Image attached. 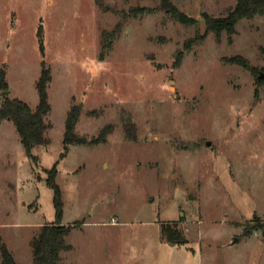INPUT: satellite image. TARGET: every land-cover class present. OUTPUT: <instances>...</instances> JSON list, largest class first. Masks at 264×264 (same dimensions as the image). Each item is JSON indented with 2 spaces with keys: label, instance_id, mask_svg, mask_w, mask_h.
<instances>
[{
  "label": "rangeland",
  "instance_id": "374dc122",
  "mask_svg": "<svg viewBox=\"0 0 264 264\" xmlns=\"http://www.w3.org/2000/svg\"><path fill=\"white\" fill-rule=\"evenodd\" d=\"M172 1L199 23L161 0H0L5 93L36 107L44 60L52 71L48 142L29 155L14 122L0 125V236L20 264L57 220L55 167L62 223L83 220L66 264H264V235L251 231L264 220V14L187 48L204 12L225 16L237 0ZM74 104L77 133L110 124L106 141L65 148Z\"/></svg>",
  "mask_w": 264,
  "mask_h": 264
},
{
  "label": "trees",
  "instance_id": "16d2710c",
  "mask_svg": "<svg viewBox=\"0 0 264 264\" xmlns=\"http://www.w3.org/2000/svg\"><path fill=\"white\" fill-rule=\"evenodd\" d=\"M161 7L168 9L174 18L184 24L193 25L199 23L197 17L182 10L172 0H161ZM154 10L155 8L132 7L129 15L138 16ZM257 14H264V0H237L234 8L225 16H213L208 12H204L203 16L206 21V32L204 34L198 33L194 38L187 41L186 47H191L194 42L205 38V35L210 32H214L218 38H220L224 31H227L231 35L236 32V24L241 19L252 18ZM122 24L123 22L117 24L116 29L113 30L114 35L121 30ZM104 55L105 53L103 52L102 56ZM183 57L184 50L181 49L177 53L176 65L182 62ZM240 58L245 57L241 55L233 57L234 61L242 63ZM258 78L259 83H263V81L261 82L260 80L262 79L260 75ZM51 80V67L48 66L47 62L44 60L42 72L37 81L39 102L36 107H33L29 102L20 97L11 96L10 93H4L2 97V102L0 104V125L5 119H10L14 122L20 134L21 141L29 155H32V149L35 144L48 142L49 140L46 133L52 127V123L47 120L52 109L48 94V86ZM5 88H9L7 70L4 65H0V89L3 90ZM82 109L83 107L81 104H74L68 112L64 132V144L66 149L69 148L70 144L104 142L107 140V134L111 131L109 124L101 130L100 136L98 137L88 139L85 136L79 135L76 131V127L82 114ZM129 122L128 124H131L130 127H132V123ZM34 157L36 158V156ZM57 172L56 167L49 171V183L55 188L56 193L55 203L57 208V220L53 223L43 224L39 234L32 239L33 264H66L63 261L62 251L69 250L73 247V245L67 241V235L80 222L83 223V220H77V222L72 224L62 223L64 202L62 200V190L60 185L56 182ZM165 229L166 227H163V231H165ZM254 229L262 230L264 235V220L257 219V223L251 226V231ZM173 235L171 238L174 239L178 234L173 233ZM0 243L3 264H20L16 261L7 245L2 242L1 236Z\"/></svg>",
  "mask_w": 264,
  "mask_h": 264
},
{
  "label": "water",
  "instance_id": "95a60500",
  "mask_svg": "<svg viewBox=\"0 0 264 264\" xmlns=\"http://www.w3.org/2000/svg\"><path fill=\"white\" fill-rule=\"evenodd\" d=\"M248 66L250 67V65H248ZM260 77H261V78L264 77V73H263V72L260 74ZM9 90H10L9 88H7V89H5V90H2V93L8 92ZM191 146L194 147V142L191 143Z\"/></svg>",
  "mask_w": 264,
  "mask_h": 264
},
{
  "label": "crops",
  "instance_id": "0c3cea01",
  "mask_svg": "<svg viewBox=\"0 0 264 264\" xmlns=\"http://www.w3.org/2000/svg\"><path fill=\"white\" fill-rule=\"evenodd\" d=\"M75 220H76V219H75ZM62 221H63V220H62ZM63 223H64V222H63ZM65 224H67V223H65ZM76 230H77L76 227L72 229V231H76ZM72 231H71V232H72ZM71 232H70V233H71ZM70 233H69V234H70ZM69 234H68V235H69ZM68 235H67V236H68ZM71 244H72V243H71ZM72 245H73V244H72ZM73 247H74V245H73ZM73 247H72V249H73ZM69 250H70V249H69ZM62 252H63V251H62Z\"/></svg>",
  "mask_w": 264,
  "mask_h": 264
},
{
  "label": "built area",
  "instance_id": "2783aa9c",
  "mask_svg": "<svg viewBox=\"0 0 264 264\" xmlns=\"http://www.w3.org/2000/svg\"><path fill=\"white\" fill-rule=\"evenodd\" d=\"M112 220H113V222H116L117 221V219L115 217H113Z\"/></svg>",
  "mask_w": 264,
  "mask_h": 264
}]
</instances>
